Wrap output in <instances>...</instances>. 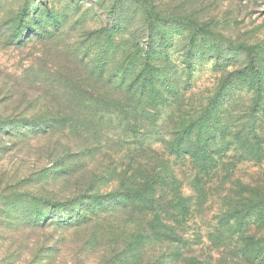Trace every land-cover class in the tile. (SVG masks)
<instances>
[{
	"label": "rangeland",
	"instance_id": "1",
	"mask_svg": "<svg viewBox=\"0 0 264 264\" xmlns=\"http://www.w3.org/2000/svg\"><path fill=\"white\" fill-rule=\"evenodd\" d=\"M0 264H264V0H0Z\"/></svg>",
	"mask_w": 264,
	"mask_h": 264
},
{
	"label": "trees",
	"instance_id": "2",
	"mask_svg": "<svg viewBox=\"0 0 264 264\" xmlns=\"http://www.w3.org/2000/svg\"><path fill=\"white\" fill-rule=\"evenodd\" d=\"M146 67V66H145ZM148 67V66H147ZM137 73L136 77L133 78V81L130 82L129 84L127 83V81L123 78H120L118 83H114V84H111V87L110 89L106 90L107 92L105 93L106 95L109 94V96H111L112 98L115 99V107L120 109V111H123V108H124V104L127 103L126 99L128 98L131 102V104H134L132 101H133V97H137L139 99H143V97H146V98H149L153 95V92L155 90V84H156V81H157V78H158V74H154L152 73L151 69L148 68H145V72H141L140 70L135 72ZM99 79H101L103 76L100 74L97 76ZM145 85H148V88L145 89ZM105 87H102L100 85L99 88H96V90L94 91L93 88L92 89H89V93L91 95H95L97 93V91L102 92L103 93V90H104ZM76 91H79V90H76ZM86 91V90H84ZM87 92V91H86ZM101 95V93H100ZM100 95L98 97H100ZM91 101V100H90ZM80 104H82L80 102ZM80 104L78 102H76L75 104H71L73 105L76 109H79V112L75 111V108L72 107L71 110H69L71 112V117L70 119H65V116H64V113L67 112V108L66 107H63V112L60 111L58 112V114L60 115H63L64 117L62 119H60V121L64 124V127L62 129L64 130H71L73 129L75 126H85L86 125V122L88 120V116H87V113H91L93 111L90 110V107L91 105L87 108V106H85L83 109H81L80 107ZM87 104V103H86ZM81 111V113H80ZM92 114V113H91ZM213 115L214 114V109L210 110L207 114H203L200 118H198L197 120H195L194 122H191L189 123L188 125H182L178 128H176V131L174 132L175 133V136H178L179 139L181 141H183L184 139H186L187 142H190V138L191 136L193 135L192 133V129L194 128V131H197V135H202L204 132H202L203 130H207V126L210 125V121H211V116L210 115ZM78 117H83L84 119L82 120L83 121V125L81 124V122L79 120H76L78 119ZM52 119H55V118H52ZM28 122V121H27ZM39 123H35L34 125L35 126H38V130H34L35 134H38V135H45V134H49V129L51 128L49 126V124H46L47 126L43 127L41 125H43V122L42 121H38ZM59 122V121H58ZM20 123H24L25 125V122H20ZM70 125V126H69ZM24 127H27V126H24ZM43 127V128H42ZM23 129V127H22ZM25 129V128H24ZM29 129V128H28ZM16 130H19V129H15ZM86 132V131H84ZM81 134V133H80ZM82 135V134H81ZM185 146V144L181 143L178 144V147H182V146ZM170 149V153L173 155H177V150H176V154L173 153L172 149L174 148H169ZM175 149H178V148H175ZM129 193V191L127 192ZM118 196V195H117ZM120 197V196H118ZM88 198H84V199H80L79 198H72V199H69L67 202L65 203H57V202H53V201H49L47 200L46 198H38V202L39 205L43 206L44 207H47L49 209H51L49 211V215H53L52 213L56 212L57 210L59 211V213H64V214H68L67 218H62V219H59L57 222L54 221V223H57L59 226H63V224L67 226V228H72V227H76L78 226L82 221H83V217H85L89 211V208L88 207L89 205V202L83 206H80L79 205L81 203H83L84 201H89L87 200ZM78 205V208L76 207ZM36 205V204H35ZM34 205V206H35ZM75 207H74V206ZM116 205V204H115ZM73 206V209L75 211V213L72 212L71 208ZM24 208V207H22ZM41 212H39L37 215H35L33 218V222L31 224H33V226H36L37 228H44V226L48 225V223H46V220L42 214H40ZM70 213H73L74 216L71 217V215H69ZM76 216L78 217L76 221H74V219L76 218ZM80 217V218H79ZM40 219V220H39ZM78 219H82V220H78ZM153 236L152 234L150 235H147V234H144V235H140V236H137V240H136V243H145L147 238ZM145 246V245H143ZM139 247H142V245H139Z\"/></svg>",
	"mask_w": 264,
	"mask_h": 264
}]
</instances>
